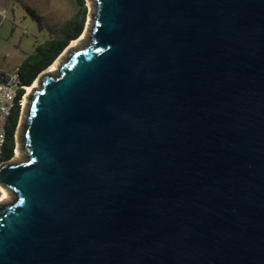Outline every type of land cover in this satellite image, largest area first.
<instances>
[{"label":"water","instance_id":"1","mask_svg":"<svg viewBox=\"0 0 264 264\" xmlns=\"http://www.w3.org/2000/svg\"><path fill=\"white\" fill-rule=\"evenodd\" d=\"M90 2L0 165V264H264V0Z\"/></svg>","mask_w":264,"mask_h":264},{"label":"rangeland","instance_id":"2","mask_svg":"<svg viewBox=\"0 0 264 264\" xmlns=\"http://www.w3.org/2000/svg\"><path fill=\"white\" fill-rule=\"evenodd\" d=\"M82 1L83 7L78 6L77 0H0V11L3 12V15L0 16V72H9L22 64L26 56L33 53L37 44L53 35L78 11L83 9L84 26L77 39L84 33L85 36L73 48L76 49L80 47L81 43H85L93 5L90 0ZM24 7L33 12V18H36L38 22L25 12ZM39 27L41 28L39 29ZM70 44L71 42L50 66L53 64L56 66V63L65 57L66 51L70 49ZM21 123L22 118L19 125ZM23 155L24 153L19 151V156L16 157L14 153L10 161L20 162ZM10 201L11 195L9 194V199L5 202L0 201V205Z\"/></svg>","mask_w":264,"mask_h":264},{"label":"trees","instance_id":"3","mask_svg":"<svg viewBox=\"0 0 264 264\" xmlns=\"http://www.w3.org/2000/svg\"><path fill=\"white\" fill-rule=\"evenodd\" d=\"M78 6L83 7V1L77 0ZM31 17L33 12L24 7ZM84 26V9L59 28L53 35L47 37L42 43L37 44L32 54L26 56L18 66L20 81L30 86L37 76L47 69L54 60L63 52L69 42L79 37ZM18 121V111H14L6 127V141L3 148L2 162L10 161L14 156V132Z\"/></svg>","mask_w":264,"mask_h":264},{"label":"built area","instance_id":"4","mask_svg":"<svg viewBox=\"0 0 264 264\" xmlns=\"http://www.w3.org/2000/svg\"><path fill=\"white\" fill-rule=\"evenodd\" d=\"M3 12L0 11V16ZM36 82V79L30 86L24 85L20 81L19 68L16 67L9 72H0V165L2 162L3 148L6 141V127L14 111H18V121L14 132V151L17 149L16 133L26 107V98L28 89Z\"/></svg>","mask_w":264,"mask_h":264},{"label":"bare ground","instance_id":"5","mask_svg":"<svg viewBox=\"0 0 264 264\" xmlns=\"http://www.w3.org/2000/svg\"><path fill=\"white\" fill-rule=\"evenodd\" d=\"M84 36H85V33L82 34L79 39L71 41L70 48H73V47L77 46L78 42L81 39H83ZM54 70H55V64H53L47 70H45V73H53ZM36 87H37V84H36V82H34L33 85L28 89V95L31 93V90L36 88ZM15 155H16V157L19 156L18 149L15 150ZM0 197H1L0 198L1 202H5V201H7L9 199V193L5 189H3L1 187H0Z\"/></svg>","mask_w":264,"mask_h":264},{"label":"flooded vegetation","instance_id":"6","mask_svg":"<svg viewBox=\"0 0 264 264\" xmlns=\"http://www.w3.org/2000/svg\"><path fill=\"white\" fill-rule=\"evenodd\" d=\"M29 15V14H28ZM30 16V15H29ZM34 21L38 22L37 19L35 18Z\"/></svg>","mask_w":264,"mask_h":264}]
</instances>
